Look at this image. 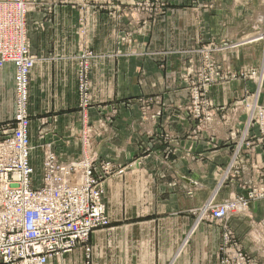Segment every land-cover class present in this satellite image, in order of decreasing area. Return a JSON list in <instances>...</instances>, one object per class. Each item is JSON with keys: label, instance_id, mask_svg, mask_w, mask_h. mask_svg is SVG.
<instances>
[{"label": "crops", "instance_id": "1", "mask_svg": "<svg viewBox=\"0 0 264 264\" xmlns=\"http://www.w3.org/2000/svg\"><path fill=\"white\" fill-rule=\"evenodd\" d=\"M32 1L27 36L37 57L29 77L34 169L41 172L45 145H52L62 161L79 157L77 134L85 129V117L91 133L97 134L92 154L117 167L134 162L126 174L106 181L103 201L109 225L91 235L89 253L78 248L49 264H221L222 229L209 222L195 227L197 217L190 211L208 201L230 159L231 145L223 141V127L198 130L179 77L190 66L201 68L198 51L212 41L239 46L228 62L216 57L225 69L262 70L264 32H256L259 26L264 30V23L249 4L253 0L170 2L163 15L142 21L111 14L104 0ZM121 2L126 6L136 0ZM132 19L136 21L130 26ZM84 46L95 58L89 76L91 103L82 112L73 58ZM15 72L12 65L0 71L1 128L16 113ZM255 89L254 81L240 78L211 88L210 97L218 106L232 104ZM148 102L154 103L155 116L147 126L150 120L142 108ZM260 104L264 106V92ZM237 117L243 120L245 114ZM213 133L221 143L217 150ZM230 194L242 192L229 186L219 200ZM230 227L245 252L263 261L264 201L232 218Z\"/></svg>", "mask_w": 264, "mask_h": 264}, {"label": "built area", "instance_id": "2", "mask_svg": "<svg viewBox=\"0 0 264 264\" xmlns=\"http://www.w3.org/2000/svg\"><path fill=\"white\" fill-rule=\"evenodd\" d=\"M32 0H0V70L15 67L16 113L5 128L6 139H0V264H49L51 258L72 253L75 249H90L91 235L109 225L105 201L106 181L126 174L127 167H117L89 152V133L80 136L81 154L70 162L62 161L51 147L44 149L41 183L37 185L32 163L30 142V82L37 62L30 52L27 15ZM239 46L237 43L208 42L198 51L202 66L187 68L180 75L188 94L187 110L198 130L216 126L226 130L223 141L231 145L228 163L219 172L218 184L208 201L193 214L195 227L209 222L222 229L221 264H258L246 256L230 221L248 212L254 202L264 201V92L262 70L225 69L223 62ZM227 55V56H226ZM83 53L80 59H91ZM78 81L80 106L90 105L88 80L89 62L80 63ZM254 81L256 89L244 99L232 104L216 105L210 97L213 87L237 79ZM144 117L149 106L142 108ZM233 118H229V113ZM245 114L243 120L237 115ZM215 150L219 137L211 135ZM259 159V160H258ZM37 185V186H36ZM242 194H230L219 200L228 187Z\"/></svg>", "mask_w": 264, "mask_h": 264}, {"label": "rangeland", "instance_id": "3", "mask_svg": "<svg viewBox=\"0 0 264 264\" xmlns=\"http://www.w3.org/2000/svg\"><path fill=\"white\" fill-rule=\"evenodd\" d=\"M92 1L96 2L97 0H92ZM104 1L108 2V4H110V6H111L110 9H111V12H112L111 14L117 13V15H120V17L123 16L124 19H127V18H130V19L131 18H137L140 21H142V20H145V19L149 20L150 18L153 19V17L154 18H157L158 16L163 15L166 12L165 11L166 10L165 8L168 7L171 4L170 2H172L174 4H177V5H183V3H186L188 0H136V2L133 5H127L126 4V6L125 5L123 6V4H121L122 3L121 1L124 2L126 0H104ZM237 1H239L240 4L241 3H246L247 4V1L250 2V0H237ZM192 3H197V2H196V0H194V2L192 1ZM115 4H116V6H115ZM224 4H227V2H225ZM249 4H250V6L252 5V7H253L252 9L255 10V13L254 14L257 16V18H259V16L260 17L263 16L261 18V20H259V23L261 25H263V23H264V0H253V3H249ZM208 7L213 9L214 8V5L211 4ZM135 21H136V19H132L131 22L129 23V25L130 26L133 25ZM259 27L260 28H258L256 34H262L264 32V30L261 29V26H259ZM225 42L227 43V41H225ZM221 43H224V42H218L217 44H221ZM227 44H229V43H227ZM83 53H92L93 57L91 59H83L82 60V59H80V57L83 55ZM94 58H95V54H94V52L88 46H84L83 51L81 50L80 53H78L73 58L74 61H75V63H76V66H77V81H78V73H79V68H80V65L79 64L80 63H83V62H87V61L89 62V65H90V70H89V75H88V80H89L90 71H91V67H92L91 62H92V60ZM36 59H37V57H36ZM14 81H15V79H14ZM89 83H90V80H89ZM77 92H78V96H79V81H78V89H77ZM88 95L90 97L89 99H90V103H91L90 87H89V94ZM15 97H16V82H15ZM80 100H81V97L79 96V101ZM16 101H17V97H16ZM152 104H154V103L153 102H148L149 110H148L147 119H149L150 122L149 121H146L145 124L147 126L150 125L149 123H152L151 121H154V118L153 117L155 116V114H152V107H151ZM89 107H90V105L87 108H85V109L87 110ZM80 110L82 112H84L83 111L84 109L81 106H80ZM15 111H16V105H15ZM28 112H29V107H28ZM30 120H31V115H30ZM8 125L9 124H6L4 128H1L0 127V139H6L7 138V136H5V133L4 132H5V130H7L5 128ZM30 125H31V123H30ZM84 126H85V129H83L82 134L89 133V137H90V141H91L90 142V147H89V149H90L89 152L91 153L92 147L94 145L93 138L97 134L96 133H91V130H89L90 126H88L87 123H86V117L84 118ZM30 133H31V127H30L29 137H30V142L32 144V149L34 151L35 150V146L33 145L32 137H31ZM82 134H77L79 141L81 140L80 139V136H82ZM81 144L82 143L80 141V146H81ZM48 147L53 148L52 145H45L44 146V149H48ZM43 154H44V151H43ZM90 155H92V153ZM43 160H44V158H43ZM127 166H124V167H127ZM119 167H122V166H119ZM35 172H36L35 179H36L37 185H40V183H41V173L42 172H39V171H36V170H35ZM188 194L191 195L192 192H189ZM220 195H219V199H220ZM223 199H226V198H223ZM196 209H198V208H196ZM196 209H193V210H196ZM192 212L193 211H190L191 214H193ZM243 251H244V253L246 254L247 257H249L250 259L256 261L258 264H264V258H263V261L262 260L258 261V260H256V258L254 259V258L250 257L245 252L244 248H243Z\"/></svg>", "mask_w": 264, "mask_h": 264}]
</instances>
